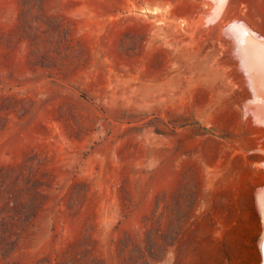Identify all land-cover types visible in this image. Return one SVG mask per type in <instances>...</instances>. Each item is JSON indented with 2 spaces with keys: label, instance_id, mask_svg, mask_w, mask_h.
<instances>
[{
  "label": "rangeland",
  "instance_id": "rangeland-1",
  "mask_svg": "<svg viewBox=\"0 0 264 264\" xmlns=\"http://www.w3.org/2000/svg\"><path fill=\"white\" fill-rule=\"evenodd\" d=\"M211 1L0 0V264H262L264 0Z\"/></svg>",
  "mask_w": 264,
  "mask_h": 264
},
{
  "label": "bare ground",
  "instance_id": "bare-ground-1",
  "mask_svg": "<svg viewBox=\"0 0 264 264\" xmlns=\"http://www.w3.org/2000/svg\"><path fill=\"white\" fill-rule=\"evenodd\" d=\"M212 1H215V6H213L215 9H211L214 12L210 14L211 16L209 15V18L212 17L211 20L217 21L224 14L229 0H223L222 3L219 0ZM226 29H229L227 35L230 34L234 41L231 47L236 56L234 53L233 56L238 59L237 64L242 70L244 74L242 77L247 84L248 94L244 99V107L247 112L251 111L257 119L264 122V38L246 22L234 21L231 27ZM257 197L263 220V235L259 242L263 254L262 264H264V186L257 191Z\"/></svg>",
  "mask_w": 264,
  "mask_h": 264
},
{
  "label": "snow or ice",
  "instance_id": "snow-or-ice-1",
  "mask_svg": "<svg viewBox=\"0 0 264 264\" xmlns=\"http://www.w3.org/2000/svg\"><path fill=\"white\" fill-rule=\"evenodd\" d=\"M219 2H221V3H222V2H223V0H219Z\"/></svg>",
  "mask_w": 264,
  "mask_h": 264
}]
</instances>
